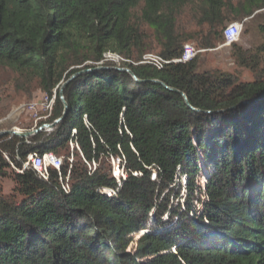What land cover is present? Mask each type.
<instances>
[{
	"label": "trees",
	"instance_id": "1",
	"mask_svg": "<svg viewBox=\"0 0 264 264\" xmlns=\"http://www.w3.org/2000/svg\"><path fill=\"white\" fill-rule=\"evenodd\" d=\"M187 6L201 9L205 31H181ZM263 8L264 0L236 9L223 0H0V101L52 96L58 87L52 123L63 113L59 88L76 75L63 90L65 118L50 132L0 136V264H264V101L230 110L264 92V41L244 54L230 44L250 83L201 71L196 56L160 70L102 61L105 52L134 63L151 52L174 60L187 42L213 50L227 22L243 24ZM227 11L232 18L222 19ZM71 139L95 171L69 153ZM33 153L64 156L68 194L55 171L47 182L32 170L15 172ZM121 154L140 175L117 188L104 166ZM70 155L80 161L69 164ZM199 174L207 176L200 215L192 206ZM4 179L13 184L7 194ZM175 187L181 202L173 206Z\"/></svg>",
	"mask_w": 264,
	"mask_h": 264
},
{
	"label": "rangeland",
	"instance_id": "2",
	"mask_svg": "<svg viewBox=\"0 0 264 264\" xmlns=\"http://www.w3.org/2000/svg\"><path fill=\"white\" fill-rule=\"evenodd\" d=\"M246 1L248 0H223V2L231 9H236V8L245 6ZM231 13L232 12H229V11L224 12L222 14V19L232 18ZM203 19L204 18H203L200 8L196 6H187L184 8V11L181 14V17L178 18L177 23H179L181 31H183L186 34H191V33L197 32L198 30L205 31L206 24L203 23ZM235 22H227L225 24V27ZM240 22H243V27L238 37V40L235 42L237 47L239 48V54H244L245 51H249L253 53L255 48L262 41H264V8L256 11L253 14V16H251L250 18L244 19L243 21H240ZM185 45L191 46L194 50H199L198 48L195 47V45L192 42H187ZM200 51H204V52L198 53L195 58L198 59L199 69L201 71L217 70L220 72H226V73L235 75L236 77H238L240 82L250 83L253 81V76L248 69L243 68V67L241 68L235 65V58H233L231 55V46L225 44V42H223L221 45L217 46L213 50H200ZM105 53H111V52H105ZM111 54H115V53H111ZM150 54L157 55L156 53H153V52H151ZM102 61H103V56H102ZM0 79H1V76H0ZM57 89L58 87L54 89L55 92L57 91ZM44 95L45 94L43 93L36 92L33 95V97L28 100L18 95L10 103H5L4 101H0V131H2V129L4 131H11L14 129L20 130V131H30V130L36 129L40 127L41 125H43L46 121L41 120L37 122L35 118L36 116L45 117L47 113L45 111H42L41 108L39 107L38 108L39 110L36 111L37 115H35L31 112V110L27 109L25 105L27 103L32 104V103H35L43 99ZM72 152L73 151L69 149V153H72ZM62 158L64 161V156ZM72 160H73V163H75L78 160L80 161V158L74 156ZM80 162H82V160ZM73 163H70V164H73ZM82 167L86 168V165H84L83 162H82ZM97 167H98V164H96V169ZM104 168L105 170H108V163L105 164ZM196 179H197V175L195 176V181H194L195 185H196ZM64 181H67L69 186H71L73 183V180L71 179V177L69 179L68 178L64 179ZM1 183H2V191L4 194L11 192L13 184L10 179H4L2 180ZM182 184H183V181H182ZM161 187L162 186H160V189ZM197 188L199 189L200 187H197ZM202 189L203 188L201 187V190ZM169 192H170V189H166L164 192L162 191L161 200H159L158 204L160 203V201H162L163 196L165 194H169ZM177 192H178L177 187H175V189L172 192H170L171 195L169 198L170 199L169 205L174 206L177 201L181 202V199L180 200L178 199L179 196L175 195ZM183 194H184V191H182V188H180V196ZM194 198H196V201L195 200L193 201L192 206L193 204L195 206V202H196V205L198 207L200 205L202 207L203 203L199 199V193H196ZM197 206H195V208L198 210ZM198 215H200V213ZM172 217L173 219L171 218L170 219L174 221L175 215H173ZM141 235H142V232H138V233L130 235V236H133V242L129 245V249H127V251H129L130 249L133 250L136 247L137 245L136 242ZM171 251L173 252L172 249Z\"/></svg>",
	"mask_w": 264,
	"mask_h": 264
},
{
	"label": "built area",
	"instance_id": "3",
	"mask_svg": "<svg viewBox=\"0 0 264 264\" xmlns=\"http://www.w3.org/2000/svg\"><path fill=\"white\" fill-rule=\"evenodd\" d=\"M243 24L242 23H231L223 31V38L224 42L227 45H230L231 43H235L238 40V37L242 31ZM204 52L200 50H194L191 46L189 45H184L182 49V53L180 58L174 59V60H166L161 58L160 56L154 55L147 53L142 56L141 60L137 63H133L132 61H128L126 59H123L120 57V55L117 54H111V53H105L103 55V62H111L114 64H121V63H131L132 65H150L156 69H162L164 66L171 64V63H186L188 61H191L198 53ZM56 92L55 90L53 91L52 96H47L44 95L43 99L35 102V103H27L25 107L35 115H37L36 111L39 110L38 108L40 107L42 111H45L47 114L45 117H39L36 116V121L39 122L41 120L46 121L43 125H48L50 123H47L48 119L52 115L53 111V106L56 98ZM83 125L86 129L90 130V124L84 115L82 118ZM44 132H50L51 130H43ZM76 135V130H71V136ZM27 142V141H26ZM93 145V142H92ZM69 149L71 151L76 150L78 153H80L79 147L74 141V139H71L68 143ZM81 159L84 165H86V169L89 173H92L96 169V163L94 161L87 162L81 155ZM5 159L9 161V158L5 156ZM18 160V158H16ZM73 155H70L68 158V163H73ZM64 165L63 158L53 154V153H45L43 155H38L36 153L29 154L26 158V161L21 163L20 168H14L16 173L22 174L26 170H32L34 171L37 176L47 182L50 176V171H55L57 173V178H58V185L59 189L63 194H68L71 190V186H69L67 181H64L66 178H70V169L67 171L66 175L61 174V169ZM92 167V168H91ZM108 169L110 172V175L112 179H114L115 182V187H121L124 182L128 179V175L132 176H137L140 175L138 173H131L129 170L126 169V158L124 155H119L117 157H110L108 160ZM201 175V176H200ZM197 175L196 179V185L200 187V191L198 189L199 193V199L203 203L205 200H207V196L205 193V185H206V179L207 176H204L203 174ZM202 179V180H201ZM202 182H201V181ZM200 181V183H199ZM201 187L203 188L201 190ZM98 191L100 193H103L105 195L111 196L116 193L114 188H109V187H102L99 188ZM198 200V199H197ZM196 201V200H195ZM195 206L196 202H195ZM198 207V206H197ZM201 205L198 207V214L201 212ZM142 232V231H141ZM143 234V232H142ZM174 252V248H172Z\"/></svg>",
	"mask_w": 264,
	"mask_h": 264
},
{
	"label": "water",
	"instance_id": "4",
	"mask_svg": "<svg viewBox=\"0 0 264 264\" xmlns=\"http://www.w3.org/2000/svg\"><path fill=\"white\" fill-rule=\"evenodd\" d=\"M119 71H122V72L127 73L134 80H136L135 76L133 75V73L130 70H128V69H120ZM75 76L76 75L71 76L64 84L61 85V87L59 89V97H60V101L62 102V105H63V113H62V115H61L60 118H58L57 120L53 121L52 123H50L48 125H41L40 127L36 128V129H33V130H30V131H20V130H15V129L14 130H11V131H4V130H2V131H0V136L8 135V136H14V137H17V138H21V139H28V138L36 135L37 133L45 130V129L52 130L58 123H60L65 118V115L67 113V105H66V103L64 101V98H63V90H64L65 86L72 79H74ZM170 91H172V92L180 95L183 98V100L185 101V104L187 106H189L191 108V110H193L194 112H198L197 110H194L188 104L187 98L185 97L184 94H182L181 92H178L176 90H172V89H170ZM261 101H264V92L260 93L259 95H257L254 98L244 99V100L239 101L235 106L231 107L230 110H235V109L241 108V107L242 108L243 107H248V106L254 105V104H256L258 102H261Z\"/></svg>",
	"mask_w": 264,
	"mask_h": 264
}]
</instances>
